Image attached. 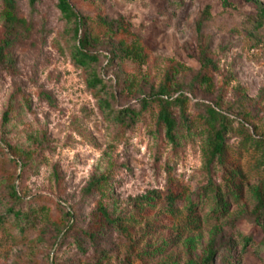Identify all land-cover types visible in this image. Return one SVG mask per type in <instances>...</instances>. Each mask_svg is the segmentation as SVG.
Segmentation results:
<instances>
[{"label":"rangeland","instance_id":"rangeland-1","mask_svg":"<svg viewBox=\"0 0 264 264\" xmlns=\"http://www.w3.org/2000/svg\"><path fill=\"white\" fill-rule=\"evenodd\" d=\"M68 1L90 27L122 20L146 59L119 58V39L101 35L89 50L97 63L82 68L75 23L57 0H15L24 25L5 21L0 0V45L12 61L0 68V264H195L210 246L212 264H264V217L253 212L264 183V0ZM202 73L208 87L196 82ZM162 86L189 98L183 118L172 109L175 144L157 125V103L144 101ZM206 106L230 119L211 170ZM127 108L133 121L114 120ZM103 175L102 192L86 194ZM170 191L182 200L169 203ZM99 203L121 221L91 236Z\"/></svg>","mask_w":264,"mask_h":264},{"label":"trees","instance_id":"trees-1","mask_svg":"<svg viewBox=\"0 0 264 264\" xmlns=\"http://www.w3.org/2000/svg\"><path fill=\"white\" fill-rule=\"evenodd\" d=\"M15 0H4V3L7 6V16L5 21L8 24L12 25H24V21L19 19L15 14ZM37 0H29L30 4L33 5ZM58 1V8L64 17L69 21H74L75 23V30L74 36L77 42V45L74 50L73 60L74 62L82 68H90L92 64L97 63V57L90 53L89 50L95 44L100 43V36L106 37L108 39H119L118 47H117V56L121 59L130 60L136 63H142L146 59V53L144 51V47L140 43V40L135 35L129 34L128 27L124 24L122 20H113L108 21L105 18H99L96 20L95 27H90L91 23L87 22L84 18H80L74 11L73 6L69 3L68 0H57ZM251 1V0H246ZM264 15V11L260 12ZM81 32V34H79ZM127 35L131 37L130 43L127 45L126 37ZM117 39V40H118ZM8 62L12 65L11 59L6 57L5 47L4 45H0V68L4 66V62ZM212 61L207 58L202 59L203 67H207L211 65ZM196 82L204 87H208L211 84V78L206 74L202 73L196 77ZM91 84H98L102 85V82L99 80L98 77H94L91 80ZM152 101L157 103L159 107V112L157 116V125L159 129L162 130L165 139L175 144L177 141L176 135V119L172 113V109H177L180 117H184V106L186 102L189 100L187 95H183L181 92H173L170 93L168 88L162 86L158 95L155 98H146L144 101ZM147 102L143 103V108H146ZM106 106L108 104L106 103ZM206 116L203 118L205 123L208 125V137H207V152H206V159H207V166L209 170H211L212 166L215 163L222 164L223 159L226 153V145H225V136L227 134L228 128V121L229 115L226 114L224 111L217 109L216 107H209L206 106L205 108ZM129 116L130 121L135 119L134 111L127 109L122 110L114 117V120L122 121ZM9 120V111H5L2 116L3 123H7ZM242 126V125H241ZM243 128V126H242ZM250 136V135H249ZM251 137V136H250ZM263 146V145H262ZM264 148V147H263ZM264 163V162H263ZM24 164L22 165V169ZM109 182L108 177L106 176H99L93 177L87 184L85 188V193H97L98 195L102 192V189L107 185ZM212 183H210V186ZM13 197L18 200L19 197L17 196L14 186L13 190L11 191ZM156 192H151L143 196L138 202H149L156 198ZM233 194V192H232ZM255 198L257 205L255 206L253 212L255 217H264V183L254 191ZM183 196L179 193H175L173 191L168 192L166 195V200L170 203L182 200ZM215 198H216V206L213 210L216 214H221L226 209V202L222 195H220V191L217 189L215 190ZM188 209L193 211L194 204L192 202L189 203ZM13 216H18L20 213L14 212L12 209H8V212H11ZM95 214L92 222L90 225H93L94 228L90 231V235L93 236L95 231H99L101 229H105L108 226H118L120 223V217H116L113 215L112 210L106 205L97 204L96 208L93 211ZM6 220V215L0 214V225H2ZM95 229V230H94ZM264 231V227H263ZM244 240H248L244 239ZM214 249L213 247H209L207 250L206 255L200 261L195 264H212L213 263V256H214Z\"/></svg>","mask_w":264,"mask_h":264}]
</instances>
